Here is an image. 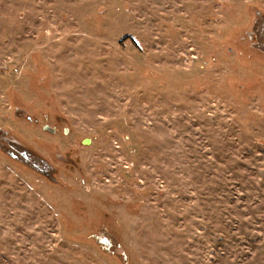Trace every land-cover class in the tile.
Here are the masks:
<instances>
[{
  "label": "rangeland",
  "instance_id": "374dc122",
  "mask_svg": "<svg viewBox=\"0 0 264 264\" xmlns=\"http://www.w3.org/2000/svg\"><path fill=\"white\" fill-rule=\"evenodd\" d=\"M0 264H264V0H0Z\"/></svg>",
  "mask_w": 264,
  "mask_h": 264
},
{
  "label": "water",
  "instance_id": "95a60500",
  "mask_svg": "<svg viewBox=\"0 0 264 264\" xmlns=\"http://www.w3.org/2000/svg\"><path fill=\"white\" fill-rule=\"evenodd\" d=\"M43 130H44V131H47L48 133H53V130L50 129L48 126H44V127H43Z\"/></svg>",
  "mask_w": 264,
  "mask_h": 264
}]
</instances>
